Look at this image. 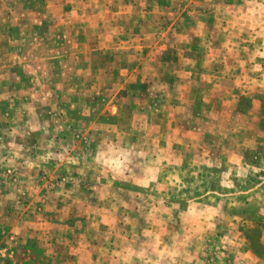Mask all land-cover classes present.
<instances>
[{"label": "rangeland", "instance_id": "obj_1", "mask_svg": "<svg viewBox=\"0 0 264 264\" xmlns=\"http://www.w3.org/2000/svg\"><path fill=\"white\" fill-rule=\"evenodd\" d=\"M0 264H264V0H0Z\"/></svg>", "mask_w": 264, "mask_h": 264}]
</instances>
